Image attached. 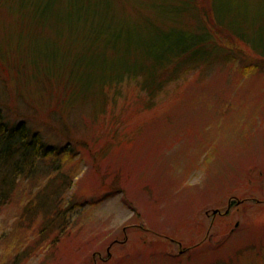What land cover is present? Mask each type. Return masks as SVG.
<instances>
[{"label": "rangeland", "instance_id": "rangeland-1", "mask_svg": "<svg viewBox=\"0 0 264 264\" xmlns=\"http://www.w3.org/2000/svg\"><path fill=\"white\" fill-rule=\"evenodd\" d=\"M119 1L161 17V0ZM37 6L0 3V112L65 148L60 158L77 153L61 166L74 181L60 216L38 211L49 177L19 182L0 208V264H264V67L246 71L257 55L246 46L243 61L192 73L151 110L135 80L117 97L116 88L96 97L97 85L85 96L53 93L46 77L68 81L71 49L63 36L50 65L52 53L37 45L65 33ZM260 29L244 25L250 36ZM88 48L72 55L82 62L98 49L113 61L102 45Z\"/></svg>", "mask_w": 264, "mask_h": 264}, {"label": "trees", "instance_id": "trees-1", "mask_svg": "<svg viewBox=\"0 0 264 264\" xmlns=\"http://www.w3.org/2000/svg\"><path fill=\"white\" fill-rule=\"evenodd\" d=\"M33 1L38 5L36 14L40 12L53 20L57 23L55 30L57 27L65 33H56L51 40L37 45L38 49L46 48L52 53L50 57L54 61L48 59L50 65L58 62L55 51L63 36L71 49L69 60L66 58V62H71L67 64L68 81L55 83L56 79L46 77L52 91L57 88L71 95L78 89L85 96L97 85L100 90L96 97H109L113 88H116L113 97H117L125 81L135 80L148 100L146 108L151 110L169 86L192 73L200 71L204 75L216 66L243 61L244 56H248L243 47L247 46L257 55L251 57L252 63L246 65V71L264 67V0H161L160 5L154 6L161 15L157 19L146 16L141 10L144 4L139 2ZM44 3L46 8L41 11ZM132 8H135L137 19L128 16ZM256 24L261 28L256 37L244 31V25L247 28ZM101 45L113 52V61H108L98 49L92 52L94 57L89 58V52L82 62L72 55L77 47H89L91 51ZM81 68L85 73L77 77ZM5 70L9 77L10 68L5 66ZM103 100L105 104L106 98ZM57 118L67 125L66 119ZM64 149L47 145L42 135L34 132L28 123L12 124L0 112V208L11 201L22 179L31 180L40 174L49 178L36 194V198L44 193L47 197L38 211L52 207L57 213L60 200L74 181L72 175L61 171L62 159L77 154L70 150L60 158ZM47 159L50 163L45 166ZM34 207L35 200L27 209Z\"/></svg>", "mask_w": 264, "mask_h": 264}, {"label": "water", "instance_id": "water-1", "mask_svg": "<svg viewBox=\"0 0 264 264\" xmlns=\"http://www.w3.org/2000/svg\"><path fill=\"white\" fill-rule=\"evenodd\" d=\"M226 212H225V214H226ZM219 213H220V210H215L213 214H219Z\"/></svg>", "mask_w": 264, "mask_h": 264}, {"label": "flooded vegetation", "instance_id": "flooded-vegetation-1", "mask_svg": "<svg viewBox=\"0 0 264 264\" xmlns=\"http://www.w3.org/2000/svg\"><path fill=\"white\" fill-rule=\"evenodd\" d=\"M229 207H230V205H229ZM227 213H229V210H227L226 214H227Z\"/></svg>", "mask_w": 264, "mask_h": 264}]
</instances>
